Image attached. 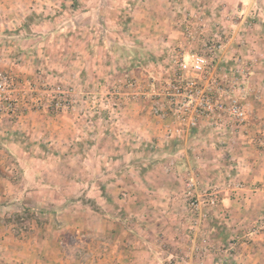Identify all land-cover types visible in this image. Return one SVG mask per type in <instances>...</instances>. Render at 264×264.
<instances>
[{
	"label": "rangeland",
	"instance_id": "rangeland-1",
	"mask_svg": "<svg viewBox=\"0 0 264 264\" xmlns=\"http://www.w3.org/2000/svg\"><path fill=\"white\" fill-rule=\"evenodd\" d=\"M0 25L10 28L0 32V49H20L5 52L9 67H30L32 74L0 72L14 79L30 101L46 105L30 112L75 115L85 133L76 150L84 165L68 172L72 184L58 182L57 142L41 144L17 129L4 136L0 128V264H241L242 245L264 232L249 235L264 212L249 217L243 237H232L224 225L231 208L226 210L224 202L237 198L223 183L242 182L228 158L236 157L235 149H264V0H0ZM208 41L221 44L219 58L227 71L240 60L239 71L248 73L249 121L243 128L226 132L207 124L166 144L148 102L110 96L115 85L132 76L144 86L153 78L164 79L173 73L176 57L199 52ZM79 57H85L81 68L75 63ZM58 84L71 91L70 109L51 107L48 95ZM116 101L122 105L117 112L112 110ZM25 149L36 151L33 159L24 155ZM214 149H228V156ZM92 158L101 162L95 168L88 166ZM190 181L198 184V192L212 186L223 191L222 203L198 225ZM63 187V198L60 193L54 197ZM170 187L183 199L181 217L169 221L181 231L177 238L185 248L180 250L177 241L160 248L158 218L147 227L137 216H127L125 211H135V205L124 210L137 196L152 202ZM106 195L115 200L107 201ZM136 243L139 251L133 248ZM113 244L127 249L115 260L109 249Z\"/></svg>",
	"mask_w": 264,
	"mask_h": 264
},
{
	"label": "built area",
	"instance_id": "built-area-1",
	"mask_svg": "<svg viewBox=\"0 0 264 264\" xmlns=\"http://www.w3.org/2000/svg\"><path fill=\"white\" fill-rule=\"evenodd\" d=\"M221 47L218 42L208 41L201 51L187 57H176L173 73L164 79L153 78L144 86L142 79L132 76L115 85L110 96L131 103L148 102L150 115L163 128L166 144L182 140L207 124L226 132L227 128H243L249 121L246 99L251 87L246 80L248 73L239 71L240 60L236 61L234 69L227 71L219 58ZM250 68L246 69L247 72ZM19 89L14 79L0 72V116H16L22 109L29 111L33 107H46L41 101H30L28 94ZM18 91L23 95L16 97ZM49 94L53 109L62 111L73 106L71 91L64 90L62 85H55ZM121 106L116 101L112 103V110L117 112ZM197 186L194 181L188 184L191 208L197 217L195 225L206 220L223 201V191L216 186L201 192L197 191ZM223 186L236 198L247 190L245 183L240 181L224 182ZM258 222L249 235H257L264 230V219Z\"/></svg>",
	"mask_w": 264,
	"mask_h": 264
},
{
	"label": "crops",
	"instance_id": "crops-1",
	"mask_svg": "<svg viewBox=\"0 0 264 264\" xmlns=\"http://www.w3.org/2000/svg\"><path fill=\"white\" fill-rule=\"evenodd\" d=\"M7 25V23H6ZM1 26V25H0ZM3 27V26H2ZM5 27V26H4ZM10 30V28L5 27V29L0 28V32L3 33V31ZM8 51H5V49H0V69L5 70L7 72H11L12 74H15L19 76L22 72V75L24 77H27L25 73H28V75L32 74L28 71V68L30 67H21L17 65H13L9 67L10 59L5 57L4 55L7 54L5 52H11L13 48L8 47ZM18 50L20 49H13ZM11 54V53H10ZM24 54V53H22ZM4 56V57H3ZM85 57H79L78 62L75 63L79 64L78 67L81 65L83 66ZM80 59V60H79ZM94 59V58H93ZM95 62L96 59H94ZM98 63L94 64V69H98L97 66ZM7 68L5 69L4 68ZM81 68V67H80ZM83 68V67H82ZM83 72V69L82 71ZM79 75L77 74V77ZM65 78H68L65 76ZM26 114V113H24ZM23 114H19L16 116H0V128L3 130L4 136L11 137L13 132L16 129L17 130H23L26 131L27 136L30 135L31 138H34L36 141H40L41 144L48 143L50 140H54V142H57L58 149H57V158L54 163L57 165V169H60L62 171V174L58 178V182L63 183L65 180L68 182H71L74 184L72 180H74V177L70 178V175H68V172H75L76 169H80L81 165H84L81 163L79 157L77 156L78 151L81 147L80 143H78L79 140H82L85 133L82 132L80 129V119H78L75 115H54L49 116L47 114H41V113H31L30 110L27 112L26 116H21ZM264 125V120H263ZM262 125V126H263ZM13 138V137H12ZM30 140V138H29ZM110 145H114L111 143ZM109 147V146H108ZM110 149H113L114 147H109ZM206 150H213V149H206ZM217 154H220L221 152L224 153L228 149H214ZM230 150V149H229ZM36 152V151H35ZM34 150L31 149H25L24 155H28V158L33 159L35 154ZM230 152V151H229ZM236 157H228L229 159L232 158V165L233 170L236 173L235 176L241 180L242 182L247 184V190L242 195L241 198H237L236 202L232 200L226 199L224 202V207L226 210L227 208L230 209V220L225 223L224 225L229 228V232L232 233L233 236H240L243 237L247 231V228L251 223L248 222V219L257 218L262 215V211L264 212V149H235ZM206 154V151L200 152V156L203 157ZM227 155V153H224ZM228 156V155H227ZM227 158V157H226ZM42 163L44 165L49 164V161L41 157L40 158ZM29 160V159H28ZM107 162V161H106ZM105 162V163H106ZM25 164L27 161L25 160ZM87 163V162H86ZM85 163V164H86ZM101 163L96 158H92L90 162H88V166L90 167H97V165ZM19 170H22L19 168ZM123 177V176H122ZM121 177V178H122ZM38 179L39 177H34ZM142 178V177H141ZM142 179V182H145L148 179ZM162 179V177H161ZM161 179L155 178V182H158L159 187L162 186ZM43 181L42 179H40ZM135 182H140L138 178H134ZM25 184L29 185V182L25 180ZM113 184H108L107 187ZM136 187H138V184H135ZM164 187V186H163ZM174 187H170L168 192L159 193L155 197H153V200L151 202L150 199L144 198V195L137 196L136 201L131 202L129 205H124V210H126V206H130L131 209L134 208L133 205L136 206L135 211H125L127 216H137L139 220H141L143 225L148 226L151 221L158 218V222H160L159 226L162 229H158L159 231V243L164 244V247H160L161 245H158L160 248H170L171 245L174 246V242L177 241L176 247L178 250L183 249L185 247V242L177 236L180 235L181 231L178 228L172 227V225L169 224L170 220L177 219V217H181L180 208L183 207V199L177 196H174ZM61 190H55L56 195L54 197H58L57 195L60 193L63 198L64 196V187L61 188ZM107 192L109 189H106ZM159 190H162L159 189ZM54 191V190H53ZM53 191H48L50 193V196H53ZM35 193V192H31ZM173 194V195H172ZM107 201L111 202L115 200V198L111 195H106L105 197ZM54 203V202H53ZM125 204V203H124ZM154 209V210H153ZM134 210V209H132ZM135 213V214H134ZM116 215H112V217H115ZM222 221V219H221ZM223 222V221H222ZM224 223V222H223ZM222 223V224H223ZM225 227V228H226ZM246 229L245 231H242L243 229ZM164 229V230H163ZM127 238V237H126ZM125 239V238H124ZM128 241V238H127ZM183 243V244H180ZM243 249L238 254L239 263L241 264H264V232L253 237L252 241L247 244H243ZM132 247H130L131 249ZM136 248V251H139L141 249L140 246L136 243L133 247ZM110 251H112V254H114L113 260H115V254H121L123 251H127V249L123 246H115L114 244L109 247ZM118 250V251H117ZM121 250V252H120ZM130 256V255H128ZM126 257V256H124ZM123 256H119L117 260L119 261L122 259Z\"/></svg>",
	"mask_w": 264,
	"mask_h": 264
},
{
	"label": "trees",
	"instance_id": "trees-1",
	"mask_svg": "<svg viewBox=\"0 0 264 264\" xmlns=\"http://www.w3.org/2000/svg\"><path fill=\"white\" fill-rule=\"evenodd\" d=\"M19 218H21V217H19Z\"/></svg>",
	"mask_w": 264,
	"mask_h": 264
}]
</instances>
